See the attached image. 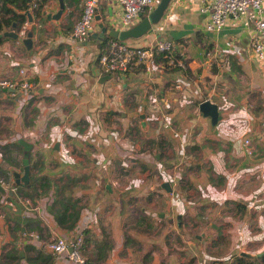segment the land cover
<instances>
[{
	"label": "crops",
	"instance_id": "obj_1",
	"mask_svg": "<svg viewBox=\"0 0 264 264\" xmlns=\"http://www.w3.org/2000/svg\"><path fill=\"white\" fill-rule=\"evenodd\" d=\"M203 3L170 0L151 32L125 39L148 45L170 38L181 69L152 59L101 77L98 22L120 15L117 0H98L102 16L85 39L63 28L65 8L47 18L59 0H45L42 16L30 9L31 50L23 37L0 36V75L19 76L23 68L34 83L0 88V174L8 181L0 203L14 204L2 206L0 264H28L26 256L47 249L55 235L72 239L85 228L97 238L108 233L111 264H205L264 251V61L239 19L206 29ZM68 10L77 17L74 5ZM204 99L218 104L215 124L199 111ZM245 137L255 155L245 152ZM23 157L40 176L29 173L26 186L15 183ZM74 201L80 215L64 228L55 213ZM14 248L18 258L6 254ZM54 264L77 263L62 253Z\"/></svg>",
	"mask_w": 264,
	"mask_h": 264
},
{
	"label": "built area",
	"instance_id": "obj_2",
	"mask_svg": "<svg viewBox=\"0 0 264 264\" xmlns=\"http://www.w3.org/2000/svg\"><path fill=\"white\" fill-rule=\"evenodd\" d=\"M121 5V13L114 16L109 12L106 21L111 27L124 29L135 24L139 17L147 14L157 4L158 0H117ZM97 0H83V11L74 24L72 36L77 39H85L90 33L96 20ZM207 13L205 27L210 30H219L229 20L239 19L245 26L252 29L251 50L261 61H264V0H204L200 7ZM27 22V21H26ZM17 31L18 37H24V28L27 23ZM175 44L168 39H162L148 45H138L119 38L110 39L107 50L100 53L98 62L100 68L109 75L125 74L133 68L144 65L153 59L155 51L163 52L174 65H184L182 59L172 57ZM19 76L0 75V88L3 89H29L33 82L23 77L24 69L20 68ZM244 150L248 155H255L256 149L249 137L243 139ZM8 181L0 174V185H6ZM26 205L30 206L29 198H23ZM3 203L13 206V201L6 199L0 203V217L4 216ZM81 236L73 235L69 239L63 235H55L50 239L46 248L55 254L65 253L67 259L77 264H86L83 255L79 251ZM72 245L69 251L68 246ZM1 256V248H0Z\"/></svg>",
	"mask_w": 264,
	"mask_h": 264
},
{
	"label": "trees",
	"instance_id": "obj_3",
	"mask_svg": "<svg viewBox=\"0 0 264 264\" xmlns=\"http://www.w3.org/2000/svg\"><path fill=\"white\" fill-rule=\"evenodd\" d=\"M44 1L45 0H0V31L2 29V25H5L6 27L7 26L11 27L13 22H15V30L19 31L24 25V23L27 21V16L22 12L26 9H31L34 15L36 16L38 15L42 16L40 7ZM63 2H64V8L66 9L67 18L69 19L67 24L63 25V28L65 29L66 32H68L69 29L73 30L74 24L82 14L83 0H63ZM71 5H74L78 11L77 17H75L73 20L70 19L72 15V11L68 10V8ZM96 13L102 16L101 10H99L98 8V4L96 6ZM104 22L106 25L110 26L106 21V19H104ZM23 28H24V36H25L29 30H31L32 32L34 31V24L32 23L26 25ZM114 38L117 37H113L108 33L104 34L102 41H100L101 50L98 54V57L101 52L108 49L110 39H114ZM172 57L173 58L179 57L180 59L183 60L184 63V59L178 53V50L172 51ZM153 59L156 61L159 60L163 62V64L166 66L171 65L174 68L175 67L180 68V66L170 63L169 58L165 56L163 52L155 51L153 53ZM140 66L142 65H139L137 67ZM181 68L183 67L181 66ZM34 168L35 167L31 164L30 177L35 178L37 181L40 176L35 172ZM28 183L29 181L27 183H24L23 185L26 186ZM81 207H82L81 204L74 201L60 208L55 213V219L57 223L64 228H71L80 215ZM80 236L82 240H81V246L79 247V251L83 255L86 264H111L110 262H108V257L113 244L106 231H103L102 236L100 238H97L96 236H94L91 229L85 228L81 231ZM6 254L14 258L19 257V253L15 248L12 250L8 249ZM56 257L57 254H55L54 252L45 248H39L37 251L35 250L34 253L28 254L26 256V261L28 262V264H54ZM193 260L194 258L186 259L184 263L189 264ZM205 264H264V253H262L260 256H254L253 258L245 255L236 254L233 257V260L231 261L212 260Z\"/></svg>",
	"mask_w": 264,
	"mask_h": 264
},
{
	"label": "water",
	"instance_id": "obj_4",
	"mask_svg": "<svg viewBox=\"0 0 264 264\" xmlns=\"http://www.w3.org/2000/svg\"><path fill=\"white\" fill-rule=\"evenodd\" d=\"M169 2L170 0H158L155 7L152 10H150L147 14L142 15L141 19L138 22L124 29L109 28L107 30V25L105 24V22L99 21L98 25L100 27L101 34H104L107 32L109 35L113 37H117L121 40H125L128 38H138L145 33H149L153 30V25L158 23L160 19L162 18ZM63 8H64V2L63 0H59V9L55 12H47L46 14L47 18L48 19L50 18L58 19L63 11ZM22 12L27 16V21L31 22L32 21L31 10L26 9ZM96 18L99 19L100 15L96 14ZM2 29L3 31L0 32V36L6 35V36H11L13 38H18V32L15 30V22H13L12 24V29L7 30L5 25H2ZM32 34L33 32L29 30L26 33L25 37L22 38V42L30 50L32 47ZM97 72L99 75L100 68L97 69ZM104 76L109 77L110 75L109 74L101 75L102 78ZM9 90L16 91L15 88H12ZM199 111L202 115L209 116L212 124H215L217 120L220 118L218 104L214 101H211L210 99H204L199 103ZM128 115L129 116L138 115L139 117L144 118V114L137 113V112H133V113L130 112L128 113ZM18 141L24 146L26 150H30V148L32 147V143L23 138H19ZM22 162L24 166V172L22 175L15 173V183H20V182L27 183L29 181L30 166H29L28 157H23ZM1 189H2V186L0 185V190ZM197 236L200 237V235H197ZM71 249H72V245L70 244L68 246V250L70 251ZM262 253H264V251L257 252L256 254L243 251L241 252V255H245V256L253 258L254 256H260ZM20 254H22V251H20Z\"/></svg>",
	"mask_w": 264,
	"mask_h": 264
}]
</instances>
